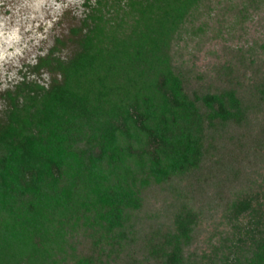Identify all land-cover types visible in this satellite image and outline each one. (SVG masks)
Here are the masks:
<instances>
[{
  "label": "trees",
  "instance_id": "1",
  "mask_svg": "<svg viewBox=\"0 0 264 264\" xmlns=\"http://www.w3.org/2000/svg\"><path fill=\"white\" fill-rule=\"evenodd\" d=\"M84 6L5 93L0 264H264V0Z\"/></svg>",
  "mask_w": 264,
  "mask_h": 264
},
{
  "label": "rangeland",
  "instance_id": "2",
  "mask_svg": "<svg viewBox=\"0 0 264 264\" xmlns=\"http://www.w3.org/2000/svg\"><path fill=\"white\" fill-rule=\"evenodd\" d=\"M93 2V0H90ZM85 0H0V122L8 102L6 91L27 79L49 84L58 77L34 72L39 56L67 59L76 49L72 28L80 27L87 13ZM255 35L249 28L247 38ZM256 36V35H255ZM254 36V37H255ZM61 41V44L57 43ZM207 61L202 56L200 63Z\"/></svg>",
  "mask_w": 264,
  "mask_h": 264
}]
</instances>
